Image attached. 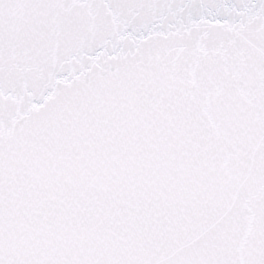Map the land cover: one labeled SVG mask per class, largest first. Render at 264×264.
I'll return each instance as SVG.
<instances>
[{"label":"snow or ice","instance_id":"obj_1","mask_svg":"<svg viewBox=\"0 0 264 264\" xmlns=\"http://www.w3.org/2000/svg\"><path fill=\"white\" fill-rule=\"evenodd\" d=\"M0 264H264V0H0Z\"/></svg>","mask_w":264,"mask_h":264}]
</instances>
